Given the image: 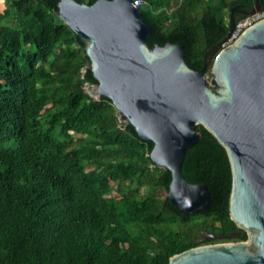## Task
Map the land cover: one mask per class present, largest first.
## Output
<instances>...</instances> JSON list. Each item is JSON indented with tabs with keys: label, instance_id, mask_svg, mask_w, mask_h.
Masks as SVG:
<instances>
[{
	"label": "trees",
	"instance_id": "obj_1",
	"mask_svg": "<svg viewBox=\"0 0 264 264\" xmlns=\"http://www.w3.org/2000/svg\"><path fill=\"white\" fill-rule=\"evenodd\" d=\"M60 1L0 0V264H169L212 243L200 240L204 234L240 232L230 216L225 149L196 128L201 138L186 152L182 175L205 184L212 202L203 213L179 212L166 196L171 173L150 159L154 145L110 100L84 91L98 82L84 43L56 15ZM254 5L144 0L140 19L151 27L152 49L181 45L198 71L226 37L231 10ZM247 239L241 232L222 241Z\"/></svg>",
	"mask_w": 264,
	"mask_h": 264
},
{
	"label": "water",
	"instance_id": "obj_2",
	"mask_svg": "<svg viewBox=\"0 0 264 264\" xmlns=\"http://www.w3.org/2000/svg\"><path fill=\"white\" fill-rule=\"evenodd\" d=\"M251 8L231 10L226 37L209 49L201 70L185 61L184 48L168 43L151 48V27L133 0H98L93 5L61 0L57 17L84 43L97 95L112 102L140 139L154 145L150 159L171 173L167 193L184 215L207 211L212 195L205 184L182 175L185 154L201 138L203 126L225 149L232 172L230 216L240 232L204 234L201 241L245 242L200 246L169 264H264V20L223 47ZM211 70L208 73V70Z\"/></svg>",
	"mask_w": 264,
	"mask_h": 264
},
{
	"label": "built area",
	"instance_id": "obj_3",
	"mask_svg": "<svg viewBox=\"0 0 264 264\" xmlns=\"http://www.w3.org/2000/svg\"><path fill=\"white\" fill-rule=\"evenodd\" d=\"M133 4L138 8L141 7L144 4V0H135L133 1ZM264 20V11H259L258 13H256L255 15L252 16H246L245 18H243L240 21H237L236 27H235V31L233 32L231 38L228 40L227 43L224 44L223 47H227L232 45L234 42H236L240 36L250 27H252L253 25L259 23L260 21ZM97 86L95 85H91L88 83L84 84V91L88 94V91L90 89H93V91H95V95L97 96V99L92 98L93 100H99L96 89ZM89 95V94H88Z\"/></svg>",
	"mask_w": 264,
	"mask_h": 264
},
{
	"label": "rangeland",
	"instance_id": "obj_4",
	"mask_svg": "<svg viewBox=\"0 0 264 264\" xmlns=\"http://www.w3.org/2000/svg\"><path fill=\"white\" fill-rule=\"evenodd\" d=\"M97 89V88H96ZM95 89V90H96ZM97 92V91H96ZM88 94H89V96L90 97H92V98H94V99H97V96L95 95V91H93V89H90L89 91H88ZM99 98V97H98ZM99 100H100V98H99ZM201 240V239H200ZM225 243H232V241H229V242H225V241H213L212 243H209V244H204V245H202V246H208V245H215V244H225Z\"/></svg>",
	"mask_w": 264,
	"mask_h": 264
},
{
	"label": "bare ground",
	"instance_id": "obj_5",
	"mask_svg": "<svg viewBox=\"0 0 264 264\" xmlns=\"http://www.w3.org/2000/svg\"><path fill=\"white\" fill-rule=\"evenodd\" d=\"M98 88V87H97ZM96 91H97V89H96Z\"/></svg>",
	"mask_w": 264,
	"mask_h": 264
}]
</instances>
